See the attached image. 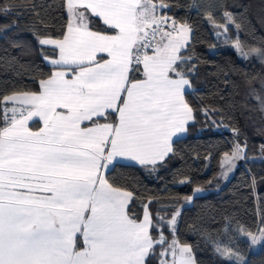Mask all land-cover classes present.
I'll use <instances>...</instances> for the list:
<instances>
[{
	"label": "snow or ice",
	"instance_id": "snow-or-ice-1",
	"mask_svg": "<svg viewBox=\"0 0 264 264\" xmlns=\"http://www.w3.org/2000/svg\"><path fill=\"white\" fill-rule=\"evenodd\" d=\"M61 7L66 32L44 31L37 44L58 49L51 63L63 70L40 82L41 93L11 98L29 106L19 118L5 120L0 108V264H169L162 258L176 255L179 212L166 234L148 204L134 217V193L103 174L117 157L149 173L163 167L173 137L195 120L185 98L195 70L191 29L158 17L150 0H66ZM93 16L113 31L90 30ZM68 70L74 78L66 79ZM34 117L43 122L36 131L28 126ZM245 158L236 144L229 163ZM242 231L250 244L264 243V227ZM179 252V264H196L189 246Z\"/></svg>",
	"mask_w": 264,
	"mask_h": 264
},
{
	"label": "trees",
	"instance_id": "trees-1",
	"mask_svg": "<svg viewBox=\"0 0 264 264\" xmlns=\"http://www.w3.org/2000/svg\"><path fill=\"white\" fill-rule=\"evenodd\" d=\"M152 1L167 5L163 9L176 24L191 29L189 55L195 70L190 74L192 92L185 98L194 110V126L173 143L163 167L149 173L116 163L106 179L134 193L135 202L129 205L134 217L142 218L148 204L153 222L166 234L167 221L179 212L178 245L190 247L196 264H234L237 258L264 264V245L254 252L242 231L255 235L264 227V117L259 108L264 0ZM62 4L66 0H0V108L13 95L39 93L40 82L53 75L55 68L42 57L53 60L58 52L38 45L37 38L44 31L55 38L66 32ZM225 13H231V21ZM91 21L90 30L113 31L97 18ZM222 32L225 38L217 37ZM245 142V162L223 184V159ZM198 191L203 194L195 197ZM188 200L192 202L186 206Z\"/></svg>",
	"mask_w": 264,
	"mask_h": 264
},
{
	"label": "rangeland",
	"instance_id": "rangeland-1",
	"mask_svg": "<svg viewBox=\"0 0 264 264\" xmlns=\"http://www.w3.org/2000/svg\"><path fill=\"white\" fill-rule=\"evenodd\" d=\"M142 3H143V0H142ZM150 4L152 5V6H155L156 7V10H157V16L158 17H160V16H165V17H169L170 18V22H171V20H173L171 17H170V15L168 14V12H167V10L165 11L164 9H163V7L162 6H160L159 4H154V2L152 1V0H150ZM69 15H71L70 13H69ZM73 23H77L76 21H72ZM164 27V29H165V31H170L171 29H169L168 28V26L167 25H164L163 26ZM175 27H176V29L177 30H179V28L181 27V25H175ZM224 31V30H223ZM217 35V37H222V38H225V33L224 32H222V33H220V34H216ZM160 37H159V34L157 35V39H159ZM190 39H191V32H190ZM43 47H46V48H50V49H53V50H57V52H59V50L58 49H55L54 48V46H50V45H46V46H43ZM183 51V50H182ZM101 55H106V54H103V53H98L97 54V59H99V57L101 56ZM59 58V54H58V57L56 58V59H58ZM51 61L52 60H48V62H47V64L49 65V66H51V67H53V68H55V70H54V72H53V74L55 73V71H57V70H63V69H61L60 68V66H57V65H53L52 63H51ZM68 72V73H67ZM66 73L68 74V75H72L73 76V73L71 72H69V70L67 71ZM67 74H66V79H71V78H69L68 76H67ZM137 76H139V74H137ZM74 78V77H73ZM142 78V77H141ZM261 86H262V94H261V98L259 99V108H260V113L262 114V116L264 117V79H263V81H262V83H261ZM42 92V89H40V92L39 93H41ZM192 92V89L190 88H186L185 89V94L186 93H191ZM39 93H37V94H39ZM23 94H16V95H13V96H11V97H8L7 99H5V104H13L12 105V107H6L5 106V104H4V107L8 110V114H9V116H10V118H15V112H12L11 111V109L14 107L15 109L16 108H18V110L19 111H21V109H24L25 111L27 110V108L29 107V106H27V105H20V104H18L15 100H13V99H11V98H13V97H20V96H22ZM15 104V105H14ZM57 111L58 112H64V113H67V109H57ZM4 113H6V110L4 111ZM20 114V113H19ZM35 118H37V117H35ZM194 123V121H191L190 122V125L191 124H193ZM38 127H39V125L37 124V123H34L33 125H31V129L32 130H37L38 129ZM189 127V126H188ZM37 128V129H36ZM187 135V132H186V134H177V136H175V137H173V141H176V140H178V139H181V138H183V137H185ZM243 149V151H244V153H245V155H246V150L244 149V148H242ZM171 155V153L169 154V156ZM231 155L232 154H230V155H228V156H226L224 159H223V161H222V170H221V173H220V180H222V182H223V184L225 183V184H227L229 181H230V179L233 177V175L235 174V172L239 169V167L241 166V164L242 163H244L245 162V160L246 159H243V160H238V161H234V164H235V167L233 168V166H232V163H229V161L231 160ZM262 159L264 160V149H263V155H262ZM125 160V162H127V164L126 165H136L134 162H130V161H127L126 159H124ZM123 164H125V163H123ZM136 166H139V165H136ZM141 167V166H140ZM229 169H231V170H229ZM157 170V169H156ZM156 170H154V171H156ZM224 173H227V176L225 177V175H224ZM203 194V192H201V191H198L196 194H195V197H198V196H201ZM191 200H188V201H186L185 202V204H186V206H188V205H190L191 204ZM176 219H178V216L176 217ZM264 245V243H256V244H254L253 245V250H254V252H257L258 250H260V248ZM180 247L181 246H179L178 244H177V247H176V249H175V252H176V255L173 257V256H171V253H169V256H167L166 257V259L168 260V262L169 263H172V261L173 260H175V262H177V263H179V260H180V252H179V249H180ZM186 255H188V254H186ZM191 255V254H190ZM165 258V257H164ZM163 258V259H164Z\"/></svg>",
	"mask_w": 264,
	"mask_h": 264
},
{
	"label": "crops",
	"instance_id": "crops-1",
	"mask_svg": "<svg viewBox=\"0 0 264 264\" xmlns=\"http://www.w3.org/2000/svg\"><path fill=\"white\" fill-rule=\"evenodd\" d=\"M69 15V14H68ZM69 17H70V15H69ZM94 17V16H93ZM94 18H97V19H99L101 22H102V18H99V17H94ZM103 23V22H102ZM106 26V25H105ZM69 72L71 73V71L69 70ZM68 73V72H67ZM66 73V74H67ZM67 76L69 77V78H73V76L72 75H68L67 74ZM4 104H5V102H4ZM12 105L13 104H5V106L6 107H12ZM15 105V104H14ZM14 108V107H13ZM3 110L5 111L6 110V113H5V118H6V120H11V119H13V118H10V116H9V114H8V110L4 107L3 108ZM20 111L18 110V108H16V112H15V118H19V116H20ZM34 123H37L38 125H39V127H38V129L39 128H41L42 127V121L37 117V118H33L31 121H29L28 122V126H29V128L31 129V125H33ZM84 123H88V122H84ZM82 127L84 126L83 124L81 125ZM37 129V128H36ZM37 129V130H38ZM32 130V129H31ZM33 131H36V130H33ZM175 142V141H174ZM125 158H122V157H117L114 161H113V163L112 164H110L109 166H108V169L104 172V177L106 178V175L110 172V171H112V169L114 168V166H115V164L116 163H121V164H123V163H125V164H127V162H125V160H124ZM118 161V162H117ZM191 205V204H190ZM78 247H83V244H82V242H81V244H78ZM190 254H191V252H190ZM191 256H192V254H191ZM164 259H166V257L164 258ZM169 264H172V263H169ZM176 264H179V263H177L176 262Z\"/></svg>",
	"mask_w": 264,
	"mask_h": 264
}]
</instances>
